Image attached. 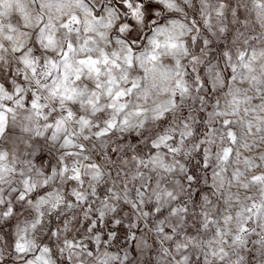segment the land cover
I'll return each mask as SVG.
<instances>
[{
    "label": "clouds",
    "instance_id": "9594fccd",
    "mask_svg": "<svg viewBox=\"0 0 264 264\" xmlns=\"http://www.w3.org/2000/svg\"><path fill=\"white\" fill-rule=\"evenodd\" d=\"M0 264H264V0H0Z\"/></svg>",
    "mask_w": 264,
    "mask_h": 264
}]
</instances>
